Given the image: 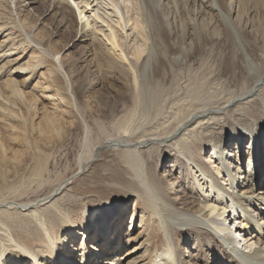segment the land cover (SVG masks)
<instances>
[{"label":"bare ground","instance_id":"bare-ground-1","mask_svg":"<svg viewBox=\"0 0 264 264\" xmlns=\"http://www.w3.org/2000/svg\"><path fill=\"white\" fill-rule=\"evenodd\" d=\"M6 1L13 3L14 0H4ZM94 1L29 0L30 6L47 2L44 14L53 13L51 20H54L56 25L59 24L63 31L76 33L73 41L81 40V43L89 40L96 46L95 49L100 51L97 54L99 62L95 61L93 66L83 65L85 68L80 70L81 64L77 62L78 59H73L72 63H68L71 76L77 85V91L83 93L93 88L95 83H92L90 79L93 73L101 70L112 76L119 69L125 70V74L134 82L138 91L140 85L145 83L148 74L154 73L151 63L155 61L153 57L156 52L154 27L158 31L170 26L169 35L173 43L174 33L177 32L176 36L180 37V40L175 41L176 44L169 53L173 60L180 59L187 51L185 46L188 39L192 38L193 34L201 35L197 30L195 20L192 22V19L189 22L188 17L183 19L179 14L178 6L181 2H185L183 4L190 2L195 7L200 5V8L205 5L211 11H219L223 22L236 31L233 16L231 17V14L221 9L219 0H102L107 7L104 13L96 8L98 4H94ZM230 2L233 3V1ZM80 3L84 5L81 6ZM13 5L14 9L11 8L12 22L5 24L0 21V33L2 32L0 55L8 56L9 53L15 54L16 52L17 44L9 49V46L13 44L10 37L12 32L8 30L10 27L18 34L24 33L25 37L21 39L18 46H21L20 49H30L28 63L33 66L32 68H37L36 71L39 70L41 74L38 85L46 100L42 101L44 104L36 109L35 105L40 103L38 99L27 96L17 87H14L3 100V105L7 103L0 108V170H4L0 173L3 176L7 173L6 168L11 167L18 159L20 160L19 155H21L20 151L18 154L15 151L10 155L14 150L8 148L6 144L8 139L2 136L4 131L6 130L5 136L9 133L10 139H22L20 146L31 149L33 146L31 138L22 135L24 128L32 125L35 129L34 120L39 119L36 123L39 131L59 132L62 129L60 126L65 122V117L72 114L69 111L70 106H73L72 103L65 95L60 94L59 88L54 87L60 74L64 75L67 89L74 97L71 77L65 71L60 59L57 58L61 50L53 52L51 47L53 33L49 32L48 40L34 37L33 31L39 19L36 22L33 21L28 29L22 22V18L18 16L30 7L25 8L27 5H22V1H17ZM75 6L80 18L75 16ZM192 7H189V10ZM149 10L153 11V16L148 13ZM195 10L194 12L191 10L194 13L193 18L200 19V16H204L195 13ZM191 11L190 14H192ZM28 12V15L33 17V12L31 13V10ZM91 12H93V17L89 16ZM164 15L168 18L165 21L161 18ZM177 18L183 20L181 22L184 24L180 25L181 22L179 24ZM129 26L139 39L133 44H131L132 41L126 42V39L131 37L129 29H126ZM237 30L240 29L237 28ZM80 33H82L81 38L76 39ZM3 37L8 39L2 43ZM236 40L238 41L237 38ZM93 53L86 52L84 62H88ZM245 57L248 62L247 68H249L247 72L256 76H253L256 83L244 93L232 96L226 103L220 106L200 104L201 106L192 107L162 133L154 132L149 136H138L137 139L124 138L125 136L113 137L107 141L102 140L105 141L104 143H98L96 139V143H92L95 144L93 147L89 144L93 140L86 138L89 154L84 157L83 162L72 175L78 176L79 173L85 171L106 148L112 146L118 148L116 150H119L117 152L123 159V163L129 167L128 174L118 179L125 194L126 201L123 205L128 203L124 208L129 211L128 206L132 204L131 199L134 198L133 213L130 212L129 216L132 217V221L135 216L141 218L136 239L142 240L139 249L141 246L147 247L144 256L140 258L144 259L143 264H264V99L254 107L258 119L253 117L249 118V122L246 123L228 124L226 130H222L221 126L217 128L213 125V120L217 116L226 118L228 115H234L233 111L237 105L241 106L255 101L257 93L264 88V72L260 71L249 53H246ZM93 60L94 58L89 62ZM139 62H142L141 67ZM34 75L36 74L33 73L32 76ZM118 75L121 77L119 72ZM8 81L14 83V78ZM131 90L130 93L133 91ZM12 100L16 101V105ZM64 103L67 108H59V104L61 106ZM34 109L36 110L35 116L31 119L30 116ZM224 122L226 123V119ZM128 126L120 125V129L128 133ZM150 146L151 148L152 146L167 147L165 156L171 157V163H166L160 169L159 177L154 175L143 156L145 148ZM35 158H40L39 161L43 159L40 153L38 156L35 155ZM40 166L43 170V162ZM40 166L37 170L38 174L35 175L37 180L41 178V175L43 178ZM71 179L73 177L62 181L49 194L35 201L23 203L0 200V264H84V260L85 262L90 260L89 257L95 258L94 262L89 261V264L140 263L131 256L132 249L124 251L133 238L127 239L126 241L129 242L123 244L124 238L121 236L119 241L118 238L113 241L114 237H112V241L108 244L112 247L115 243L114 250L110 253L106 252L104 256L97 255L101 245L98 242L94 244L91 242V235L88 237V231L96 232L94 240L97 239V235H100L104 237V240L108 236L109 241L110 230L106 226H109L111 216L118 208H113L109 214H103L94 207L86 208L83 214H81V209L72 213L63 208L59 202L64 200L62 192L71 186ZM16 215L26 218V225L31 226L24 227L28 229V232L22 227L12 230V225L17 219ZM242 218L247 220L246 230L253 227L259 234L253 230L247 235L246 230L242 229L244 226L237 227L235 223L238 220L244 224L240 220ZM124 222L123 219V222L118 224V228L121 229L120 234L123 235L127 233L128 228H124ZM157 227L164 235L162 244H159ZM134 228L136 229V226L132 225L128 230ZM127 234L130 238L134 233L128 232ZM177 236L184 244L182 249L176 248ZM189 242H194V244L185 246ZM184 249L189 253L187 260L186 257L184 258Z\"/></svg>","mask_w":264,"mask_h":264},{"label":"rangeland","instance_id":"rangeland-1","mask_svg":"<svg viewBox=\"0 0 264 264\" xmlns=\"http://www.w3.org/2000/svg\"><path fill=\"white\" fill-rule=\"evenodd\" d=\"M17 1H22V5H27L25 8L30 7L28 10H31V13L33 12V17L32 15H28V10L23 11L18 16L22 18V22L28 29L33 24V21L36 22L39 19L33 31L34 37L48 40L49 32L51 31L50 34L53 33L51 47L53 52L61 50L57 58L60 59L65 71L71 77L72 84L74 85V97L71 91L69 92L67 89V82L64 75L60 74L58 82L55 83L54 87L56 89L59 88L60 94L65 95L70 100L73 106H70L69 111L72 114H68L65 117V122L60 126L62 129L59 132L51 131L44 133L45 131H39L36 125L39 119L34 120L35 129H33L32 125H29L26 129L24 128L22 135H24L23 137L31 138L30 140L33 143L32 150L22 145L20 146L22 139H10L9 133L5 136L6 130L4 131L3 129L4 133L2 136L8 139L6 140L8 148L14 150L10 155L13 152L15 153V151L17 154L20 151L19 153L21 155H19L20 160L18 159L11 167L6 168L5 171L7 173L4 176L0 173V200H13L23 203L35 201L49 194L62 181L73 177L71 179V186L62 192L64 200L59 203L63 208H66L72 213H76L78 209H81V214H83L86 208L94 207L95 210H99L103 214H109L113 208H118V210L113 212L109 226H106L110 230L109 241L107 240L108 236L104 240V237L100 235H97V239L94 240L96 232L88 231V237L91 235V242L93 244L98 242L101 245L100 251L98 253L96 252L97 255L99 257L104 256L106 252L110 253L112 252L111 250H114L115 243L112 247L108 244V242L110 243L112 241V237H114L113 241L115 238H118L119 241L121 236L124 238V241H122L123 244L124 242H129L126 241L127 239L133 238V241L129 242V245L126 246L124 251L132 249L133 253L131 256H133V259L137 260L138 263H142L144 259L140 258L144 256L147 247L141 246L139 249V244L142 240L136 239L139 226L141 225V218L135 216L133 218L134 221H132V217L129 216L130 212L133 213L134 198L131 199L132 204L128 206L129 211L124 208L128 203L123 205V202L126 201L124 198L125 194L121 188L122 184L119 183L118 179L128 174L129 167L123 163V159L118 153L119 150H116L118 148L116 146L106 148L85 171L79 173L78 176L72 175L79 168L84 157L89 154L86 138H91L94 141L89 143L90 147H93L95 144L92 143H104L113 137L119 138L125 136L124 138L137 139L138 136L145 137L154 132L162 133L165 129L175 124L176 119L191 110L192 107L195 108L197 105L201 106L202 104L203 106H220L226 103L232 96H236L238 93H244L245 90L252 87L256 83V79L254 78L256 76L253 75V77L248 73L249 68H247L248 62H246L245 54L249 53L254 59V62L259 66L260 71L264 72V0H219L221 9L231 14V17L233 16L232 20L234 25H236V31L223 22L221 14L218 13L219 11H211L205 5L200 8V5L195 7L190 2L187 4L181 2L182 4L180 3L178 6L179 14H181L183 19L188 17L189 22L192 19V22L195 20L197 30L201 35L193 34L192 38L188 39L189 41L185 46L187 51L180 59L177 61L173 60L169 53L172 51L173 45L176 44L175 41L180 40V37L177 38L176 36L177 32L175 31L174 33L173 43L169 35L170 26L163 27V29H159L158 31L154 27L153 31L155 30L154 35L157 42H155L156 52L153 57L155 61L151 62L153 65L152 72L154 71V73L148 74V77L145 78V83L142 86L140 85L138 91L134 82L125 74V70L122 71V69H119L112 76L107 75V73L105 74L101 70L93 73L90 79L95 84L86 93L77 91V85L71 76L68 63H72L73 59H78L77 62L81 64L80 70L85 68L83 65L89 64V66H93L95 61L99 62L97 54L100 51L95 49L96 46L89 40L81 43V40L73 41L76 33L63 31L59 24L56 25L55 21L51 20L53 13L49 14L50 12H48L47 15L44 14L45 7L48 4L47 2L45 4L44 2H40L30 6L29 0H14L13 3L11 1L4 2V0H0V21L5 22V24L12 22L11 8L14 9L13 4ZM81 1L83 0H77V2ZM230 1H233V3ZM237 1L241 4H238ZM94 4H98L96 8H99L101 13H104L107 9L105 2L102 0H95ZM80 5H84V3H80ZM189 7L193 9L190 8L189 10ZM237 7L241 9L239 10ZM194 9H196L195 13L204 16H200V19L193 18ZM190 11L192 14L189 13ZM148 13L151 16L154 15L152 10H149ZM92 14L93 12L89 16H92ZM75 16L76 18L78 16L77 9L75 10ZM78 17L80 18V16ZM161 18L163 21L168 19L166 15ZM181 21L183 20L177 18L179 24ZM184 22L187 23L186 21ZM182 24L184 23L181 22L180 25ZM205 24L209 26L211 24V26L209 27ZM178 27L180 26L178 25ZM11 28L8 30L12 32L10 37L12 38L11 41L13 44L9 46V49H12L15 44H17V49H15V54L9 53L8 56L0 55V108L7 104L3 105L5 97L10 94L14 87H17L27 96L30 95L38 99L37 101L41 104L37 103L35 105L37 109L39 108L38 106L44 104L42 101L46 100L43 98L41 88L38 85V82L41 80V74L39 70L36 71L37 68H32L33 66H30L28 63L30 49H20L21 46H18V43L25 37L24 33L20 32L18 34L17 31ZM237 28L240 30H237ZM126 29H129V35L131 34V37L126 39V42L132 41L131 44L138 42L139 39L135 31L130 26ZM122 33L126 36L124 31ZM81 34L76 39L81 38ZM235 36H237L238 41L236 38L234 39ZM6 37H3L2 43L8 39ZM239 40L241 41L239 42ZM88 51L94 52L92 58H89L90 60L94 58L92 62H89L90 60L84 62L86 52ZM14 55L16 56L12 57ZM141 64L142 62H139L140 67L142 66ZM78 66L80 67V65ZM118 72L121 74V77L118 75ZM33 73L36 75L32 76ZM10 78H14V83L8 81ZM71 88L73 89V86ZM130 90L132 91L131 93ZM260 91L257 93L255 101H250L241 106L237 105L233 111L234 115H228L226 118L224 116H222L224 118L217 116L213 120V125L217 128L221 126L223 128L222 130H226L229 125H238L239 122H249V118L254 117L258 119V114L255 112L254 107H256L259 101L264 99V88ZM12 101L15 104L16 101ZM66 106L65 103L61 106L59 104V108L64 109L67 108ZM35 111V109L32 111L31 119L34 118ZM178 112L181 113L179 114ZM176 115L179 116L177 117ZM225 119L226 123L224 122ZM123 124L128 126V133H124L120 129V125ZM86 131H88V136L86 135ZM166 148L164 146H152L151 148L150 146L146 147L143 153L146 164L151 167L156 177H159L160 169L171 160L170 156H165ZM38 153L42 154L43 159L41 161H39L40 158H35V155L38 156ZM42 162L44 164L43 170L42 166H40ZM39 166L43 178L41 175V178L37 180L35 175L38 174L37 170ZM2 171L0 170V172ZM15 218L17 219L12 225V230L15 228L20 229L21 227H31L29 224L26 225L27 220L25 217L16 215ZM123 219L125 220L124 228L128 227L127 233H134L130 238L127 233L125 235L120 234L121 229L118 228V224L121 221L123 222ZM240 220L244 224H241V221L238 220L239 222L237 221L235 223L236 226H244L242 229L246 230L247 220H244V218ZM7 221L10 225V221L8 219ZM132 225H135L136 229L128 230ZM251 229L246 230L245 234L252 233L254 229L253 227ZM24 231L28 232V229ZM254 231L258 233L257 230ZM157 233L160 239L159 244H162L164 242V235L159 227H157ZM103 240L104 242L102 243ZM180 240L177 236V249H182V245H184ZM193 244L194 242H189L185 246H191ZM188 255L189 253L184 249V258L186 257V260L188 259ZM131 256H129L130 260ZM89 258L90 260L87 262L84 260V264H89V261L94 262L95 258ZM115 261L117 262V260ZM143 263L145 262L143 261Z\"/></svg>","mask_w":264,"mask_h":264}]
</instances>
